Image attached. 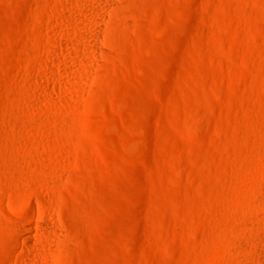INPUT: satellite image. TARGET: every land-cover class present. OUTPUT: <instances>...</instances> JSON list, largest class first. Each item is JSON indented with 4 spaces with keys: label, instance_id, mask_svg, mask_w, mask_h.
Segmentation results:
<instances>
[{
    "label": "rangeland",
    "instance_id": "374dc122",
    "mask_svg": "<svg viewBox=\"0 0 264 264\" xmlns=\"http://www.w3.org/2000/svg\"><path fill=\"white\" fill-rule=\"evenodd\" d=\"M0 264H264V0H0Z\"/></svg>",
    "mask_w": 264,
    "mask_h": 264
}]
</instances>
